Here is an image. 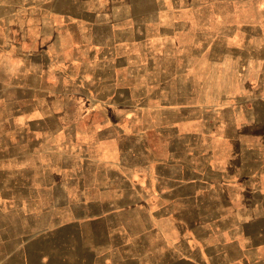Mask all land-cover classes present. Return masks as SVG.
I'll return each instance as SVG.
<instances>
[{"label":"rangeland","instance_id":"374dc122","mask_svg":"<svg viewBox=\"0 0 264 264\" xmlns=\"http://www.w3.org/2000/svg\"><path fill=\"white\" fill-rule=\"evenodd\" d=\"M37 2L42 4L39 14ZM51 3L57 7L52 9ZM68 4L70 0H0V17L26 18L24 27L31 30L28 37L33 36V19L37 16L46 21L59 17L55 29L59 41L48 37L53 26L47 23L45 52L35 56L36 61H43L42 88L36 76L28 75L29 87L37 89L28 88L27 95L39 98L36 107L58 109L70 119L80 113L79 127L89 128L87 137L75 136L73 131L60 136L59 153L52 157L59 165L54 179L58 177L60 182L54 189V210L36 215V204L29 201L30 210L23 213L19 207L10 208L11 200L0 196V253L12 252L11 264H19L15 251L22 243L18 239L26 227H41L54 231L26 242L29 264H83L91 258L90 246L100 239L105 241L103 230L108 225L121 221L134 232L149 224L147 203L142 201L149 193L155 200L161 195L176 198L172 212L187 227L191 245L197 238L204 239L206 248L198 249L191 261L223 264L215 245L217 234L206 228L217 229L220 224L232 223L233 218L216 215L225 202L218 194L206 191L207 186L197 184L214 173L195 168L204 160L191 151L201 146L225 147L226 141L220 142L224 136L233 140L235 166L239 167V161L253 164L264 160V0H199L197 12L190 18L193 24L184 30L187 33L182 46L176 50L177 59L164 57V45L155 48L154 42L147 40L135 50L136 56L117 58L116 73L110 70L117 62L108 58L109 71L102 82L91 80L100 79L101 74L90 70L83 48L86 26L66 18ZM50 48L55 55L47 62ZM175 68L179 72L172 73ZM20 76L25 75L15 73L16 78ZM11 92L13 96L19 94H14V89ZM246 146L250 149L242 152ZM96 154L115 162V166L98 165ZM116 173L139 184V213L127 212L106 221L89 220L86 215L99 208L91 204V199L111 191H100V186L93 183L101 177L119 178ZM260 183L261 193L251 185L249 191L243 189L241 195L245 197L235 202L241 215L239 218L236 211V220L252 227L246 233L253 248L247 264H264V175ZM93 186L95 189L89 191ZM181 190L193 198L199 192L203 200H179ZM46 197L43 195L44 200L37 203L50 204ZM251 209V216L242 214ZM199 212L205 214L199 216ZM230 251L229 247L224 250L225 254ZM178 252V246L173 248L172 264L186 261L178 257Z\"/></svg>","mask_w":264,"mask_h":264},{"label":"crops","instance_id":"0c3cea01","mask_svg":"<svg viewBox=\"0 0 264 264\" xmlns=\"http://www.w3.org/2000/svg\"><path fill=\"white\" fill-rule=\"evenodd\" d=\"M198 1L70 0V4L66 6L68 9L66 18L74 21V24L86 26L83 43L86 60L91 66V71L101 74L100 79L92 77L91 80L97 79L96 82H102L105 81L103 75L109 71L108 58H114L113 63H115L117 58L136 56L135 50L147 40H152L155 48L164 45V57L176 58V50L181 48L183 36L187 33L184 30L193 24L190 18L192 13L197 12ZM52 3L51 8H56L57 6ZM36 4L39 14L42 4L40 2ZM71 13L73 16H69ZM26 22L27 19L22 17L15 19L0 17V196L1 199L11 200L10 208L19 207L23 213L30 210V204L27 202L34 201L36 204L34 214L42 215L43 211L53 207L54 189L58 188L60 183L58 177L54 179V170H57L59 165L52 157L59 153L61 134L73 131L75 136L87 137L89 128L83 130L79 127L78 118L83 117L80 113L78 118L70 119V116L61 114L58 109L36 107V99L39 98L35 99L27 95L28 88L37 89L33 86L29 87L28 75L36 76L40 84L43 83L40 76L43 72V61L41 59L36 61L35 56L45 52L43 40L49 30L45 25L48 23L53 26L48 37L59 41L60 35L55 31L59 27L58 16L50 17L47 21L41 15L33 19L36 27L32 37H28L31 30L24 27L27 25ZM197 30L198 28L195 32ZM58 48L57 45V50ZM46 55L47 62H51L55 55L53 48H50ZM117 68L118 62L110 71L116 73ZM177 71L175 68L171 72L177 73ZM16 72L25 76L16 78ZM174 78L176 79V74ZM12 89L15 90L14 94L17 92L19 94L13 96ZM90 101L89 99L90 105H93ZM89 126L93 129V124ZM223 141H226L227 146H201L191 151V154H197L204 160L203 163L196 164L195 168L214 173L209 177L210 179L205 178V182L203 180L197 184L202 187L207 186L206 191L211 192L212 195L218 194L221 196L219 199L225 202L216 215L233 218L230 224H220L217 229L206 228V231L217 234L215 245L221 251L219 254L223 264H247L251 261L249 259L252 258L253 248L251 237L246 233L251 232L252 227L245 222L241 223L240 219L236 220L235 202L245 197L241 195L244 193L243 189L247 187L249 191L251 185L261 193L260 179L264 175V160L260 158L253 164L239 161L237 167L233 164L235 157L233 140L222 136L220 142ZM246 149L250 148L246 146L242 152ZM185 153L189 152L185 151ZM241 157L245 159L243 154ZM91 158H93L92 154L89 155V159ZM94 159L98 165L107 163L109 167L112 164L115 166V162L103 160L102 157L100 159L97 154ZM117 175L119 178L101 177L100 181L93 183L100 186L98 188L100 191H111L109 194L100 192V196L91 199V204L94 202L99 208L86 215L89 220L106 221L127 212L139 213L137 208L140 207L141 201L138 193L139 184L123 178L121 173ZM93 189L94 186L90 187L89 191ZM198 193L195 192L193 198L189 196L192 194L181 190L178 197L179 200H203L202 195ZM106 194L108 197L105 196ZM43 195L47 196V202L50 204L37 203L44 200ZM163 197L161 195L155 200L154 196L145 194L143 197L145 199L142 201L147 203L145 210L148 212L146 213L149 224L145 228L138 227L134 232L121 221L115 226L108 225L103 230L105 241L100 239L90 246L91 258L83 264H172L173 248L177 246L180 251L178 257L186 258L183 263L195 264L190 257L196 256L198 249L204 251L206 243L204 239L197 238L195 244L191 245L193 240L188 236L187 227L181 224L179 215L172 212V201L177 199ZM162 208L167 210L162 212ZM251 211L252 209L248 212L243 211L242 214H250ZM199 213H197L199 216L205 214ZM238 214L241 218L239 212ZM46 231L53 232L54 229L25 228L24 234L18 239L22 245H19L15 251V254L19 253V264H29L26 242L42 238V234ZM224 231L226 236L223 235ZM2 240L6 241L5 238ZM228 247L231 251L225 254L224 250ZM11 256L12 252L0 253V264H11Z\"/></svg>","mask_w":264,"mask_h":264}]
</instances>
